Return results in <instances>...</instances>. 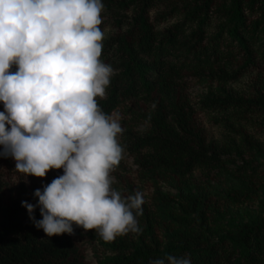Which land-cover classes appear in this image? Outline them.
<instances>
[{
    "label": "trees",
    "instance_id": "obj_1",
    "mask_svg": "<svg viewBox=\"0 0 264 264\" xmlns=\"http://www.w3.org/2000/svg\"><path fill=\"white\" fill-rule=\"evenodd\" d=\"M162 2L167 8L153 17ZM102 3L116 30L103 41L101 58L115 74L97 99L105 113L124 108L142 125L143 131L129 126L124 132L137 168L121 194L140 191L145 203L141 233L105 243L112 255L98 264H149L165 253L187 255L191 264H264V217L228 220L229 204L263 196L264 207V0ZM253 74L246 92L228 87ZM191 79L218 87L194 103ZM200 112L220 129L219 137H209ZM1 166L0 264H89L80 228L49 238L22 206L36 204L35 190L63 170L46 178L20 173L13 182L7 175L15 160L0 155ZM225 179L236 184L214 190ZM162 183L178 192L163 191ZM35 217L42 218L39 208Z\"/></svg>",
    "mask_w": 264,
    "mask_h": 264
},
{
    "label": "clouds",
    "instance_id": "obj_2",
    "mask_svg": "<svg viewBox=\"0 0 264 264\" xmlns=\"http://www.w3.org/2000/svg\"><path fill=\"white\" fill-rule=\"evenodd\" d=\"M103 9L102 0H0V155L27 178L63 170L35 190L36 204L22 201L49 238L78 227L107 243L142 231L143 193L113 187L124 155L120 117L97 99L115 74L101 58ZM149 264L191 258L165 253Z\"/></svg>",
    "mask_w": 264,
    "mask_h": 264
},
{
    "label": "rangeland",
    "instance_id": "obj_3",
    "mask_svg": "<svg viewBox=\"0 0 264 264\" xmlns=\"http://www.w3.org/2000/svg\"><path fill=\"white\" fill-rule=\"evenodd\" d=\"M167 3L168 2L159 3L156 7L152 9L151 15L155 17V15L158 12L165 10L167 8ZM122 13L124 12L122 11ZM102 19H103V24L101 25V28L107 29L106 36H108L109 34L113 33L116 30V26L114 24L115 18L109 10L104 8L102 12ZM253 76L255 75L253 74L250 76L248 75L246 77H243L239 82L230 84L228 85V87H232L240 92H246L249 81ZM217 87H218L217 82L191 79L190 94L193 102L198 103L202 99L204 94H207L210 89H215ZM113 114H116L120 117V123L122 128L124 129L123 133L118 137L119 143L124 148L123 159L120 162V164L116 167L115 171L112 173V175L115 177V183L113 187L116 190L122 192L126 188V182H125L126 177L131 176V179H135L136 176L134 171L137 168L136 164L134 163V158L129 154V151L127 150L124 139V132L129 126L134 127L138 131H143V129H142V125L132 120V116L128 114V112H126L124 108L117 109ZM198 115L209 137H219L221 133L220 129L214 127L209 122L206 115L203 114L202 112L198 113ZM6 167L8 166H4V168ZM1 168L2 166L0 167V169ZM262 168H264V166ZM19 174L20 172L12 168L9 170V174L7 176L10 177L11 181L17 182L18 176H20ZM235 184H236L235 181L231 179H225L223 184L221 185H219V183H214V190L219 189L220 191H225L227 185H235ZM162 189L163 191L170 192L171 194H176L178 192L177 189H175L168 183H162ZM153 191H154L153 187H150L149 189H147L146 192L151 193ZM262 197H260L254 202H245L242 204H229L228 206L231 209V212L228 216V220L240 223L243 221L258 220L259 218L264 217V207L263 204L261 203ZM80 229L82 230L83 234H85L83 238L86 241V248H87L86 259L89 264H98L99 258L112 255L111 250L105 247L106 242H104L99 236L97 235H95V237L88 236L87 234L88 231L85 232L82 228Z\"/></svg>",
    "mask_w": 264,
    "mask_h": 264
}]
</instances>
